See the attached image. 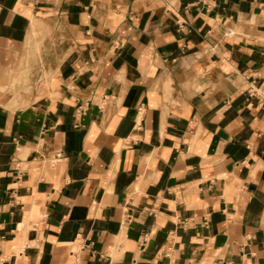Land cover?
I'll use <instances>...</instances> for the list:
<instances>
[{"label": "crops", "instance_id": "0c3cea01", "mask_svg": "<svg viewBox=\"0 0 264 264\" xmlns=\"http://www.w3.org/2000/svg\"><path fill=\"white\" fill-rule=\"evenodd\" d=\"M0 264H264V0H0Z\"/></svg>", "mask_w": 264, "mask_h": 264}]
</instances>
